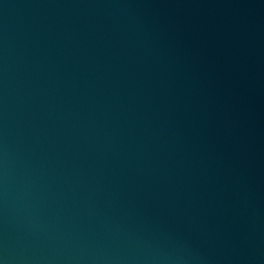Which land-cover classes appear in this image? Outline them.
<instances>
[{"label": "water", "instance_id": "water-1", "mask_svg": "<svg viewBox=\"0 0 264 264\" xmlns=\"http://www.w3.org/2000/svg\"><path fill=\"white\" fill-rule=\"evenodd\" d=\"M0 264H264V0H0Z\"/></svg>", "mask_w": 264, "mask_h": 264}]
</instances>
